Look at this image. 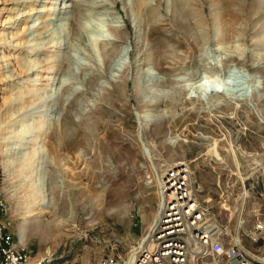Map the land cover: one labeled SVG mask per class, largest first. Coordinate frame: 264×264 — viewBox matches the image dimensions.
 I'll list each match as a JSON object with an SVG mask.
<instances>
[{
    "label": "rangeland",
    "instance_id": "1",
    "mask_svg": "<svg viewBox=\"0 0 264 264\" xmlns=\"http://www.w3.org/2000/svg\"><path fill=\"white\" fill-rule=\"evenodd\" d=\"M54 1L0 0V226L12 245L46 264H130L167 161L187 170L210 223L264 221V0ZM30 63L42 80L23 74ZM64 190L88 214L22 242L28 211Z\"/></svg>",
    "mask_w": 264,
    "mask_h": 264
},
{
    "label": "built area",
    "instance_id": "2",
    "mask_svg": "<svg viewBox=\"0 0 264 264\" xmlns=\"http://www.w3.org/2000/svg\"><path fill=\"white\" fill-rule=\"evenodd\" d=\"M183 171L164 177L165 205L161 217L148 233L143 246L130 264H264V221L256 218L250 231L243 222L234 230L210 223L208 202L197 199ZM0 264H46L12 245V237L0 226ZM93 264H124L114 257Z\"/></svg>",
    "mask_w": 264,
    "mask_h": 264
},
{
    "label": "bare ground",
    "instance_id": "3",
    "mask_svg": "<svg viewBox=\"0 0 264 264\" xmlns=\"http://www.w3.org/2000/svg\"><path fill=\"white\" fill-rule=\"evenodd\" d=\"M23 1V0H22ZM57 1V0H56ZM56 1L53 2L52 6H50V10H53L55 9L54 6L56 4ZM136 1V7L139 9V10H143L145 9V6H146V0H135ZM2 10V9H1ZM34 11V10H32ZM32 11L30 10L27 15L29 14L31 16L32 14ZM49 11V10H48ZM54 11V10H53ZM26 13V12H25ZM34 14V13H33ZM26 15V17H27ZM29 16V17H30ZM22 18V17H21ZM25 18V16H24ZM24 20V19H23ZM23 22V21H22ZM27 23H25L26 25ZM24 25V27H25ZM46 27V26H45ZM25 28L28 29V27L26 26ZM24 28V29H25ZM30 28V27H29ZM39 29V28H38ZM41 29H43L41 27ZM23 30V29H22ZM30 30V29H29ZM39 31V30H38ZM24 33V32H22ZM20 34V33H19ZM29 34V33H28ZM6 35V34H5ZM22 40L24 41V38L26 37V35L22 34ZM3 36V34H2ZM17 39V36L15 37ZM20 39V38H19ZM18 39V43H19V40ZM17 41V40H16ZM21 42V41H20ZM16 43V42H15ZM22 43V42H21ZM20 43V44H21ZM17 44V43H16ZM24 45V44H23ZM19 46V45H18ZM112 52V51H111ZM31 54V53H30ZM153 56V55H152ZM22 57V55H21ZM19 56V58H21ZM18 60L19 58L16 57ZM183 60V59H182ZM185 61V60H184ZM52 62V61H51ZM31 65H24L23 67H20L22 68L21 71L23 72L24 75L27 74V76H30L34 73L35 74V78H32L30 79V82H34V81H38V80H42V78H40L41 74L40 72H44V70L46 69H42V71H40L37 67H35V65H33L32 63H30ZM186 65V64H185ZM21 66V65H20ZM182 67V66H181ZM49 68V67H48ZM47 68V69H48ZM184 68V67H183ZM182 68V69H183ZM17 69V68H16ZM17 72V71H16ZM15 72V73H16ZM20 72V73H22ZM18 76V75H16ZM40 76V77H39ZM20 77V76H19ZM34 77V76H33ZM18 78V77H17ZM21 78V77H20ZM45 78V77H44ZM124 82L127 84L128 83V80L125 79ZM29 86V89H30V86L31 85H28ZM27 86V87H28ZM25 91V89L23 90V92ZM25 93V92H24ZM18 95L20 96V94L18 93ZM13 107V106H12ZM16 126V125H15ZM11 135V134H9ZM212 150L216 151L214 152L216 154V158L218 160H221L223 162V157H221L218 153L217 150H215V148H213ZM33 152H29L27 153V158L25 157L24 159H28L29 156H31ZM235 153V151H234ZM23 159V160H24ZM33 159V158H32ZM26 161L27 160H24V164H26ZM32 161V160H31ZM30 162V160L28 161ZM27 162V163H28ZM171 161H167V164H166V167H165V173H164V177H166V175L171 172L172 170H175V171H183V172H186L187 173V170H182L180 169V167H175V166H179L180 163H177V164H174V163H170ZM236 166V169L240 171V166L239 165H235ZM175 167V168H173ZM173 168V169H172ZM225 169V168H224ZM1 175V174H0ZM161 182L163 183L162 184V188H161V208H159V213L157 214L156 218H155V221L152 222L151 226L149 227L148 229V233H150L151 231V228L153 226V224L161 217L162 215V212H163V208H164V205H165V200L164 202L162 201V199L164 198L165 196V193H164V178L163 180H161ZM28 187H34V189H39V186H38V183L36 184V181L35 182H31L30 184H28ZM30 189V188H29ZM75 190V189H74ZM30 191V190H29ZM71 191V190H70ZM73 191V190H72ZM76 193L81 197V198H84L86 196V192L85 190L83 189H78L76 191ZM73 194V193H71ZM75 196V195H74ZM79 197V198H80ZM14 199V198H12ZM61 204L60 205H57V204H53V206L51 207L49 204L46 206H42L41 203H36V205L38 206L37 209L35 208H32L30 209L28 212H30V215L25 217L24 219V222L21 226V229H20V233H19V238L21 239L22 242L26 241L27 238L31 235V234H34V233H38L42 236V238H45V239H49L51 237H54V236H60L61 234V231L62 229H64L65 227L68 226V223H74L75 220H76V216L78 215V212L81 210L83 212H85V214H88V212H86L87 210V207L86 205H84V203L82 202V200H73L71 199L70 195L68 194V191L64 190L63 191V194H62V199H61ZM10 201H13V200H10ZM16 201V200H15ZM25 203V202H23ZM12 204H14V202H12ZM16 206V204H14ZM40 208V209H39ZM86 216V215H85ZM87 218V217H86ZM87 220H90L91 222L94 220L93 219V216L91 214L90 217L87 218ZM146 234L145 238L142 240V242L139 244L138 248H136V251H135V254L134 255H137V253L139 252V250L143 247V246H146L147 245V238H148V235L149 234ZM58 234V235H57ZM44 240V239H43ZM135 259V258H134ZM133 259V260H134ZM32 261H34L32 259ZM190 264H195L193 261H191Z\"/></svg>",
    "mask_w": 264,
    "mask_h": 264
}]
</instances>
